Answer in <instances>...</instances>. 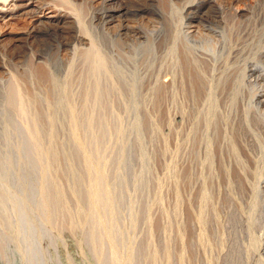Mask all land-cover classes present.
<instances>
[{"label":"rangeland","instance_id":"1","mask_svg":"<svg viewBox=\"0 0 264 264\" xmlns=\"http://www.w3.org/2000/svg\"><path fill=\"white\" fill-rule=\"evenodd\" d=\"M82 1L85 0L78 1L81 4L79 11L87 25L89 20H93L91 18H97L103 6L100 5L99 0H94L91 4ZM184 1L186 0H175V3L171 5L166 0H133V4L123 1L122 12L126 11L125 14L123 13V19L126 20L123 24L127 23L135 27L138 24L147 26L146 29L140 28L143 32L155 28V32L159 34L158 42L146 43V46L138 44L141 46L139 47L132 41L136 36L134 31L128 34L130 39L134 34L131 40L129 38L125 40L122 37L125 41L121 38L114 41L115 33L112 35V32L117 31L115 30L117 26L109 30L111 34L108 32L109 38L113 36V40L109 39L111 42L106 38L100 39L101 41L96 40L95 48L92 45H86L88 48L82 45H77V47L75 34L72 32L74 30H69V28L51 33L48 38H40V41L30 46L31 49L27 46L30 51L27 53H23L26 50L20 47L17 50L20 51L19 54L17 52L14 54L15 50L12 47V53L10 50L7 52L3 46L8 42L6 41L8 38L1 41L0 53H5V55H2L3 58L0 60L1 63L4 60L7 64L3 63L4 70L10 71L13 78L15 76L16 82L13 83V88L16 93L14 92L11 115L13 121V211L11 249L9 250L12 257L8 262L0 254V264H235L236 257H241L238 261H245L239 262L240 264H264V248L260 247L255 250L254 246L253 249L250 247L252 243L255 244L253 240L255 241V238L263 232L260 225L264 223V214L261 215L263 217L261 219L262 217L258 216L260 215L258 214L259 209L254 212L257 207L254 211L251 210L255 200L253 201L250 192L251 186L247 184L252 182L249 179H252L255 167L262 166L260 164L264 163L262 158L264 153L262 156L259 155L262 148L259 150L258 145L257 149L255 147L239 149L241 158L244 160L246 157L245 170L246 166L249 167L244 175L239 167L242 164L239 158L237 159V152L233 150L234 146L232 147L233 142L238 138L234 139V133L231 134L233 139L229 136V131L224 130L223 122L218 120L219 113H215L218 110H223L220 114L230 110L232 101L229 97L234 88V82L230 81L233 74L230 72L235 73V67H232V70L228 66L230 63L235 66L233 56L236 51H233L241 49L247 43L254 42V38L258 35L256 32L259 33L260 29L264 30V14H259L258 20L256 17V20L240 18L235 23H232L233 20L230 21V18L229 21L225 19L227 22L221 18V23L217 20L219 17H213L215 13L212 10L205 13L203 16L205 22H202L213 28L216 22L221 24L223 31L227 32L226 37L228 35L231 39L230 46H233H231L232 57L230 55L227 60L230 62H217L221 70L223 67L226 68L221 71L217 67L220 75L215 73L219 72L218 69L210 74L208 69H211V64L209 65L208 60L206 61L209 58L207 55L199 53L200 56L197 55L199 56L197 58L195 57L196 51L191 55L187 47L181 45L176 47L174 44L171 45V39L169 40L175 31V25L180 23L178 21L183 11H179L178 7ZM228 1L225 0L223 4L229 3ZM242 1L252 3L254 0ZM125 3H127L126 6ZM243 5L244 2L241 1L233 3L235 9H241ZM45 12L46 16L48 10ZM95 19L93 25L97 22ZM6 20L8 21L9 18L0 19V31L9 34L8 36L21 33L28 25L27 20L23 18L10 20L8 23ZM184 20L183 18V22ZM218 27L214 29L222 30L221 26ZM76 30L80 32L81 28L78 27ZM251 38L254 39L253 42H249ZM59 45L62 50L60 49V54H58L60 59L57 62L55 51ZM175 47L178 48V54L173 52L176 50ZM96 54L105 57L103 67L96 64L98 62L95 58ZM47 58H51L50 61H52L49 67L47 65L49 62L46 64L45 60ZM107 62L110 63L107 66L110 70L106 67ZM118 62H122L123 65L119 66ZM115 67H120V69ZM122 68L128 75L125 78H123L124 70L122 74L120 73ZM100 70L102 73L108 72L103 73L106 78ZM115 71H119V74L117 75ZM222 74L227 78L217 79ZM230 82H233V85ZM214 97L217 98L218 107L212 101ZM215 107L218 110L214 112L211 108L215 109ZM211 113L217 115L216 119L214 116L212 119L209 118ZM213 118L216 122H213ZM208 119H211V123L207 125L209 133L205 134L204 129H207L205 123L209 121ZM236 142L238 144L239 140ZM239 147L242 148V146ZM173 151L177 153L175 162L178 161V163L176 164L179 167L185 164L183 167L188 165L187 168H189L186 179L184 176L180 178L181 180L179 179V187L181 186L179 192H182L178 196L172 191L174 190V179L172 178L171 160L175 155ZM209 151L213 152L214 156L216 155L213 160L214 164L209 163L210 168L207 166L209 165L207 164L208 159L206 160V157H209ZM235 157L236 159H233ZM227 161H231L230 172L233 170L234 174L233 176L230 173L232 177L236 180L239 177V181L233 183L236 186L226 183L228 178L223 172L225 166L222 164L223 162L227 164ZM202 162L205 164H201ZM201 168L204 170L203 174H201ZM180 170L182 174L183 171ZM203 175L205 177L202 178ZM91 191H94L92 193L94 197H91ZM230 191L236 192L234 196L237 202L232 200V204L236 203L232 208L235 209L233 213L240 212L237 213L240 221L238 227L242 229L239 233V229L237 231L239 235L237 242L241 241L240 244H243L238 248L239 250L237 249L239 253L242 248L239 254L236 253L237 256L230 252L236 249L232 248L233 246L230 247L234 244L230 238L231 235L228 236V232L219 229L226 228L227 221L225 217H221L223 209L220 206L232 199ZM179 196L181 197L178 199ZM234 196L233 199H235ZM180 199L181 201H178ZM201 211L205 216L201 215ZM214 212L219 213L220 218L217 215L215 217ZM242 214L243 220L240 216ZM248 215L251 216L248 217ZM204 218L206 221L201 220ZM247 218L255 219V221L251 220L252 225L248 224L250 227L245 225L246 232L244 224H247ZM219 219L225 220V224ZM201 221L205 224L200 223ZM221 224L224 226L222 227ZM203 225H206L205 228ZM175 226H178L177 229L179 226L183 229L184 240L179 239V234L176 235L180 228L177 230ZM221 231L227 234L226 236L224 233L227 240L221 236ZM202 233L206 235L201 237ZM250 234L251 236L255 234L256 237L253 239ZM221 237L225 240L222 246L224 248H221L222 243H218ZM222 239L220 240L224 241Z\"/></svg>","mask_w":264,"mask_h":264},{"label":"bare ground","instance_id":"2","mask_svg":"<svg viewBox=\"0 0 264 264\" xmlns=\"http://www.w3.org/2000/svg\"><path fill=\"white\" fill-rule=\"evenodd\" d=\"M79 0H0V19H5V18H9V20L6 22L8 23L10 20H13V19H25L27 20L28 22V25L26 26V29H24L21 33L19 34H16V35H12V36H8L9 34L3 32L2 30L0 31V43L3 39H7L6 41H8L6 44H4L3 48L5 49V51L8 52V50L11 51V47L15 50L13 53L15 54L16 52H20V51H17L20 47V49H25L26 52H23V53H27L29 50L27 49V46H31L34 42L36 41H40V38H48L50 37L51 33H54V32H57V31H62V30H65L66 28H69L74 30L72 31L74 34H75V45H82V46H86V45H92V47L95 48V44L97 43L96 40H100V39H112L113 36H111L112 38H109V35L111 34L109 30H111L112 28L114 29L116 26L117 30L116 32H112V35L114 34V38L116 41L118 38L120 39H123L122 37H124V39L126 38H129L130 36L128 35L129 32H135V35L133 37V35H131L133 37V42L134 43H137V46L141 47L140 45L138 44H142V46H144L143 44H145L146 46V43H149V44H154L156 41L158 42V38H159V34H157L155 32V28L154 30L150 29V30H145L144 32L140 29V28H145L147 26H142V25H139L138 26H130L128 25L127 23L123 24L124 20L123 19L124 15L123 13L125 14V12H122V8H123V1H126V2H132L133 0H99L101 3L100 5L103 6L101 12L99 13V15L97 16V18H91L93 20H89V23L86 25L84 23V19H82L83 17H81L80 15V11H79V6L82 4L81 1L80 3L78 2ZM167 3L169 2V4H174L175 3V0H166ZM225 0H186L184 2H182L181 5H179L178 9L179 11H183V15L181 14V19L180 21H178V25H175V31L171 34V37L169 38V40L171 39V45L174 44V46L176 45V47L178 46H183V47H187L192 55L193 52L196 51V56L195 57H199L200 54L202 55H207L209 58H210V61H212V63H209V58L206 59V61L208 60V64L210 65L211 64V67L209 65H207L208 67H210L211 69H208L210 71V74L211 73H214L219 67L220 64L217 65V62L219 61H222L223 63L224 62H230V61H227L231 55L232 57V48L230 46V43H231V39H229L228 35L226 37V31L224 32L223 29H222V25L218 24V22H216L217 24H213L215 25L214 28H217L218 25L220 28L221 26V29L220 31H217L216 29H214L213 27H211L210 25H206L204 24L203 22V16H205V13H207L208 11L212 10V12L215 13V15L213 17H219V19H217L218 21H221L222 23V20L221 18H223L224 20L226 19L227 21H232V23L236 20H240V18L246 20L247 19H251V20H254L255 17L257 19V16L261 13L264 14V0H254L252 3H249V2H246V1H242V0H227L229 3H226L228 4V6H224L226 4H223ZM244 2V5L241 9H235L234 6H233V3L236 4V2ZM83 2V1H82ZM84 2H87L89 4H91L92 2H94V0H85ZM83 2V3H84ZM141 3V2H140ZM177 3V2H176ZM127 3H125V6H126ZM133 4V2H132ZM167 5V4H166ZM146 7V6H145ZM131 8V7H130ZM100 9V8H99ZM127 9V7H126ZM132 9V8H131ZM136 9V8H135ZM177 9V8H176ZM48 10V14L45 16V11ZM149 13V12H148ZM98 14V13H97ZM137 14H138V11H137ZM217 14V15H216ZM254 14V15H253ZM262 14V15H263ZM247 15H250V16H247ZM253 15V16H252ZM95 16V15H94ZM134 16V15H133ZM142 16V15H141ZM138 17V16H137ZM143 17V16H142ZM261 17V16H260ZM169 18V17H168ZM183 18L185 19L183 22ZM230 18V19H229ZM97 21L96 24L93 25V21ZM143 19V18H142ZM150 19V18H149ZM229 19V20H228ZM255 19V20H256ZM216 20V21H217ZM223 20V22H224ZM225 20V21H226ZM249 20V21H251ZM258 20V19H257ZM126 21V20H125ZM203 21V22H202ZM226 21V22H227ZM243 22V20H241ZM247 21V22H249ZM142 22V21H141ZM149 22V20H148ZM225 22V23H226ZM238 22V21H237ZM252 22V21H251ZM264 22V21H263ZM144 23V22H143ZM241 23V22H240ZM245 23V22H244ZM254 23V22H253ZM86 26H85V25ZM243 24V23H242ZM247 24H250V23H247ZM251 25V24H250ZM153 26V25H152ZM80 27L81 28V33L77 30L76 28ZM244 27V26H243ZM135 28H138L139 30L136 31ZM264 28V27H263ZM146 29V28H145ZM88 30V32H87ZM263 30V29H262ZM148 31V32H147ZM264 31V30H263ZM261 31L260 29V32L256 34L257 37H255L254 39L251 38V40H249V42H254L253 43H247L245 44L241 49H238V50H234L233 52L236 51V53H234V62H235V66L233 64V66L231 65V63L229 64L230 66H228L229 68H231L233 70L232 67H235L234 71L235 73H231L230 74H233L232 75V80L230 81H233L234 82V85H233V89L231 90V93H230V96L229 99L232 101L231 103V107H230V110H227L226 112H222V116L220 114L221 111H219L218 109V112H215L217 111L216 108L218 107V104H216L218 101H217V98L214 97V101L215 102V106L217 105V107H215V109L211 108L215 113H219V118L218 120H221V122H223V125H224V130H228L230 134L229 136L232 137L233 133H234V139L237 137L239 140V143L237 144V140L235 139V144L233 142L232 144V147L235 148L233 150H236V154H237V159L239 158V162H241V166L240 169H241V172L244 173L245 175V171L247 172V168L249 169L248 166H246V170H245V158L243 160V158H241V154H240V151L242 149H246V148H251V147H255L258 145L259 150L262 148V151L260 150L259 152V155H263L264 153V32ZM110 34H109V33ZM133 32V33H134ZM223 32V33H222ZM253 32V31H252ZM159 33V32H158ZM233 33V32H232ZM243 34V33H242ZM252 34V33H251ZM54 35V34H53ZM167 35V34H166ZM169 36V35H168ZM167 36V37H168ZM108 37V38H107ZM131 37V39H132ZM162 37V36H161ZM237 37V36H236ZM135 38V39H134ZM233 38V37H232ZM105 39V40H106ZM118 39V40H119ZM123 39V40H124ZM125 39V40H126ZM130 39V38H129ZM130 39V40H131ZM143 39V40H141ZM45 40V39H44ZM95 40V41H94ZM109 40V41H110ZM113 40V39H112ZM111 40V41H112ZM117 40V41H118ZM124 40V41H125ZM160 40V39H159ZM42 41V40H41ZM101 41V40H100ZM110 41V42H111ZM113 41V42H114ZM142 41V42H141ZM145 41V42H143ZM45 42V41H44ZM94 42V43H93ZM122 42V41H120ZM101 43V42H99ZM104 43V41H103ZM107 43V42H105ZM118 43V42H117ZM126 43V42H125ZM133 43V44H134ZM42 44V43H41ZM44 44V43H43ZM109 44V42H108ZM107 44V46H108ZM111 44V43H110ZM121 44V43H120ZM148 44V46H149ZM3 45V44H2ZM101 45V44H99ZM119 45V44H118ZM239 45V44H238ZM243 45V43H242ZM103 46V44H102ZM107 46H105L107 48ZM122 46V45H121ZM152 46V45H151ZM57 47V46H56ZM78 47V46H77ZM87 47V46H86ZM99 47V46H98ZM175 47V49H176ZM182 47V48H183ZM233 47V46H232ZM241 47V46H240ZM16 48V49H15ZM66 48V47H65ZM64 48V50H65ZM88 48V47H87ZM97 48V47H96ZM102 48V47H100ZM173 48V47H172ZM198 48V50H196ZM31 49V47L29 48ZM60 49H61V45H59L56 49V53H55V57L56 59L58 60L57 62H59V56L58 54H60ZM93 49V48H92ZM103 49V48H102ZM144 49V48H143ZM188 49H185V50H188ZM232 49V50H231ZM3 50V49H2ZM24 50V51H25ZM62 50V49H61ZM63 50V51H64ZM94 50V49H93ZM97 50V49H95ZM154 50V49H153ZM184 50V52H185ZM4 51V50H3ZM4 51V52H5ZM75 51V50H74ZM83 51V50H82ZM98 51V50H97ZM140 51V50H139ZM201 51V52H199ZM6 52V54H7ZM30 52V51H29ZM94 52V51H93ZM96 52V51H95ZM102 52V50H101ZM100 52V53H101ZM105 52V51H104ZM107 52V51H106ZM172 52V51H171ZM174 53H177L178 52V48L176 50L173 51ZM12 53V51H11ZM22 53V51H21ZM22 53V55H23ZM86 53V52H85ZM183 53V52H182ZM187 53V52H186ZM200 53V54H199ZM19 54V53H18ZM88 54V52H87ZM104 54V53H102ZM178 54V53H177ZM185 54V53H184ZM5 55V53L1 54L0 53V59L3 58V56ZM26 56V54H24ZM33 52H32V57H33ZM91 55V54H90ZM101 55V54H100ZM98 54H96V57L98 62L96 64H99V67H103L104 66V58L102 57V55L100 56ZM105 55V54H104ZM124 55V54H123ZM122 55V56H123ZM187 55V54H186ZM189 55V54H188ZM199 55V56H197ZM201 55V56H202ZM87 56V55H86ZM112 56V55H110ZM125 56V55H124ZM148 56V55H147ZM162 56V55H161ZM170 56V55H169ZM203 57V56H202ZM7 58V57H6ZM38 58V57H37ZM46 58V57H45ZM90 58V57H89ZM110 58V57H108ZM149 58V57H148ZM164 58V57H163ZM186 58V57H185ZM193 58V56H192ZM206 58V56H205ZM5 59V58H4ZM54 59V58H53ZM91 59V58H90ZM152 59V58H151ZM165 59V58H164ZM196 59V58H194ZM47 62L46 64L48 65L49 67V64H51L50 61L51 58H47L45 59ZM106 60V59H105ZM114 60V59H113ZM174 60V59H173ZM189 60V59H188ZM201 60V59H200ZM6 61V60H5ZM107 61V60H106ZM105 61V62H106ZM121 61V60H120ZM123 61V60H122ZM165 61V60H164ZM172 61V60H171ZM181 61V60H180ZM43 62V61H42ZM108 62L109 59H108ZM107 62V63H108ZM117 62V61H116ZM124 62V61H123ZM163 62V61H162ZM196 62V60H195ZM205 62V61H204ZM7 65L4 60L3 62L1 63V60H0V254L3 255V257L5 258V260H9L11 259L10 257L11 256V252L9 250V248L11 249V234H12V220H11V216H12V211H13V205H12V196H13V189H12V166H13V161H12V155H13V142H12V118H11V115H12V105H13V102H14V84L16 82L15 80V76L13 78V75L10 73V71H5L4 70V64ZM11 63V62H10ZM95 63V62H94ZM112 63V62H111ZM119 63V62H118ZM126 63V61L124 62ZM198 63V62H197ZM206 63V62H205ZM222 63V64H223ZM227 63V64H228ZM53 64V63H52ZM110 63H108L106 65V67L109 65ZM121 66L122 62L119 63ZM171 64V63H170ZM200 64V63H199ZM226 64V63H225ZM226 64V65H227ZM123 65V64H122ZM172 65V64H171ZM190 65V64H189ZM204 65V64H203ZM96 66V65H95ZM94 66V67H95ZM112 66V65H111ZM117 66V65H116ZM133 66V65H132ZM153 66V65H152ZM177 66V65H176ZM198 66V65H197ZM93 67V66H92ZM126 67V66H125ZM131 67V65H130ZM134 67V66H133ZM167 67V66H166ZM203 67V66H202ZM207 67V68H208ZM223 67V66H222ZM53 68V66H52ZM56 68V67H54ZM58 68V67H57ZM98 68V66H97ZM108 69L110 67H107ZM105 68V69H107ZM116 68V67H115ZM118 68V67H117ZM116 68V69H117ZM159 68V67H158ZM173 68V67H172ZM199 68V67H198ZM205 68V67H204ZM220 68V67H219ZM226 68V67H225ZM223 67V69H225ZM96 69V67H95ZM107 69V70H108ZM120 69V67L118 68ZM127 69H130V68H127ZM135 69V68H134ZM161 69V68H160ZM159 69V70H160ZM174 69V68H173ZM196 69V68H195ZM201 69V68H200ZM222 69V70H223ZM54 70V69H53ZM110 70V69H109ZM122 70H124L123 72V78H125L126 76H128L127 74H125V69H121L120 73L122 74ZM179 70V69H178ZM219 70V69H218ZM221 70V68H220ZM220 70L219 72H215V73H220ZM221 70V71H222ZM229 71V69H227ZM225 70V71H227ZM24 71V70H23ZM27 71V70H25ZM24 71V72H25ZM94 71V70H93ZM92 71V72H93ZM129 71V70H128ZM191 71V70H190ZM13 72V71H12ZM67 72V71H66ZM100 72L102 73V71L100 70ZM172 72V71H171ZM199 72V71H198ZM205 72V71H204ZM15 73V72H14ZM13 73V74H14ZM28 73H29V70H28ZM104 73V72H103ZM102 73V74H103ZM105 73H108L105 71ZM104 73V74H105ZM112 74V72H109ZM117 75L119 74V71L116 72ZM114 73V74H115ZM132 73V72H131ZM135 73V72H134ZM158 73V71H157ZM196 73V72H195ZM224 73V72H223ZM226 73V72H225ZM224 73V74H225ZM229 73V72H227ZM97 74V73H95ZM99 74V73H98ZM103 74V75H104ZM113 74V75H114ZM149 74V73H148ZM156 74V73H155ZM159 74V73H158ZM167 74V73H166ZM221 74V73H220ZM219 74V75H220ZM58 75V74H57ZM134 75V74H133ZM152 75V74H151ZM229 76V74H227ZM106 75H104L105 77ZM115 76V75H114ZM130 76V75H129ZM139 76V75H137ZM135 76V77H137ZM205 76V74H204ZM18 77V76H17ZM102 77V76H101ZM118 77V76H117ZM120 77V76H119ZM172 77V75H171ZM213 77V76H212ZM220 77H223V79L227 78L226 76H224L222 74V76H219L217 79H219ZM106 78V77H105ZM140 78V77H139ZM147 78V77H146ZM229 78V77H228ZM231 78V77H230ZM93 79V78H92ZM96 79V78H95ZM122 79V78H121ZM138 79V78H137ZM190 79V78H189ZM208 79V78H206ZM104 80V79H103ZM112 80V79H111ZM120 80V79H119ZM136 80V79H135ZM126 81V80H125ZM132 82V80H130ZM218 81V80H217ZM216 81V82H217ZM20 82V81H19ZM183 82V81H182ZM202 82V81H200ZM223 82V81H222ZM14 83V84H13ZM95 83V82H94ZM93 83V84H94ZM103 83V82H102ZM128 83V82H127ZM136 83V82H135ZM156 83V82H155ZM189 83V82H188ZM17 84V83H16ZM19 84V83H18ZM96 84V83H95ZM205 84V83H204ZM214 84V83H213ZM218 84V82L216 83ZM215 84V86H216ZM102 85V84H101ZM104 85V83H103ZM221 85V84H220ZM219 85V86H220ZM231 85V86H232ZM20 86V85H19ZM132 86V85H131ZM134 86V85H133ZM155 86V85H154ZM100 87V86H99ZM98 87V88H99ZM116 87V86H115ZM118 87V86H117ZM130 87V85H129ZM217 87V86H216ZM144 88V87H143ZM218 88V87H217ZM102 89V87L100 88ZM181 89V88H180ZM212 89V88H211ZM96 90V88H95ZM206 90V89H205ZM210 90V89H209ZM216 90V89H214ZM221 90V89H220ZM150 91V90H149ZM218 91V90H217ZM226 91V90H225ZM208 92V91H207ZM206 92V93H207ZM211 92V90H210ZM16 93V92H15ZM205 93V92H204ZM212 96V93L210 94ZM213 95H215L213 93ZM221 95V94H220ZM205 96V95H204ZM18 97V96H17ZM209 97V96H208ZM21 98V97H20ZM225 98V97H224ZM228 98V97H227ZM212 99V98H211ZM226 99V98H225ZM21 100V99H20ZM18 101V100H17ZM226 101V100H225ZM224 101V102H225ZM230 101V102H231ZM21 102V101H20ZM23 102V101H22ZM157 102V101H156ZM188 103V102H187ZM205 103V102H204ZM20 104V103H19ZM22 104V103H21ZM157 104V103H156ZM224 105V104H223ZM190 106V105H189ZM212 106V105H211ZM210 106V107H211ZM230 106V105H229ZM156 107V106H155ZM22 108V107H20ZM180 108V107H179ZM208 109V108H207ZM209 109V110H211ZM20 110V109H19ZM176 110V109H175ZM179 110V109H178ZM199 110V109H198ZM184 111V110H182ZM225 111V109H224ZM202 112V111H201ZM210 112V111H209ZM180 113V112H179ZM232 113V114H231ZM73 114V113H72ZM208 114V113H207ZM198 116V115H197ZM208 116V115H207ZM206 116V118H208ZM217 117V115H214L213 113H211V116L209 118L212 119V117ZM202 117V116H201ZM72 118H74V116H72ZM174 118H172L173 120ZM211 119H208L209 121H206V128H207V125L208 123H211L210 120ZM214 119V118H213ZM215 119L213 120V122H216ZM205 120V118L203 119ZM162 121V120H161ZM168 122V121H167ZM170 122V121H169ZM197 122V121H196ZM202 122V121H201ZM219 122V121H218ZM174 123V122H172ZM175 124V123H174ZM217 124V123H216ZM195 125V124H194ZM163 126V125H162ZM219 126V125H218ZM179 127V126H178ZM177 127V128H178ZM214 127V126H212ZM211 127V128H212ZM220 127V126H219ZM218 127V128H219ZM176 128V129H177ZM197 128V126H196ZM179 129V128H178ZM204 129V128H202ZM170 130V129H169ZM183 130V129H182ZM207 129H204L205 131V134H208L209 132L207 131ZM213 130V129H212ZM215 130V129H214ZM217 130V129H216ZM14 131V130H13ZM75 132V130H73ZM208 132V133H207ZM221 132V131H220ZM224 132V131H223ZM212 133V132H211ZM217 134V133H216ZM219 134V133H218ZM232 134V135H231ZM73 135V134H72ZM176 135V134H175ZM197 135V134H196ZM204 135V134H203ZM206 136V135H205ZM228 136V137H229ZM75 138L77 137L76 135L74 136ZM72 136V138H74ZM187 137V136H186ZM193 137V136H192ZM196 137V136H195ZM207 137V136H206ZM205 137V138H206ZM215 137V136H214ZM227 138V136H225ZM230 137V138H231ZM225 138V139H226ZM229 138V139H230ZM53 139V138H51ZM233 139V137H232ZM177 140V139H176ZM182 143V142H181ZM186 144V143H185ZM211 144L213 145V143L211 142ZM210 144V145H211ZM182 145V144H181ZM209 145V146H210ZM179 146V145H178ZM187 146V145H186ZM199 146V145H198ZM218 146V144L216 145V147ZM220 146V145H219ZM227 146V145H225ZM239 146H242V148H240ZM191 147V146H190ZM189 147V148H190ZM201 147V146H199ZM211 147V146H210ZM209 147V148H210ZM231 147V146H229ZM16 148V147H15ZM208 148V149H209ZM180 149V148H178ZM178 149H177V152H178ZM203 149V148H202ZM211 149V148H210ZM213 149V148H212ZM239 149H241L239 151ZM257 149V148H256ZM255 149V150H256ZM175 152V151H173ZM244 152V151H243ZM251 152V151H250ZM253 152V151H252ZM184 153V152H183ZM207 153V152H206ZM210 153V154H209ZM209 157H206V160L208 159V163H211V164H214L213 163V160H214V156L213 155V152L209 151ZM215 153V152H214ZM223 153V152H222ZM227 153V152H226ZM176 152H175V155L174 158H172L171 160V166H172V178L174 179L173 183H174V191L175 194L178 196V194H180V191L181 190V186L179 187V179L182 178L184 176V178L186 177V174H187V171L189 168L188 165H186L187 167H183V166H178V161L175 162V159L177 160L176 158ZM187 154V153H186ZM198 154V153H197ZM229 154V153H228ZM235 154V155H236ZM250 154V153H249ZM189 155V153H188ZM233 156H235L234 154H232ZM245 155V154H244ZM258 155V156H259ZM206 156H208L206 154ZM181 158H183V156H179ZM220 157H222V155L220 154ZM180 158V159H181ZM189 158V157H188ZM199 158V157H198ZM230 159H232V157H229ZM252 158V157H251ZM254 158V157H253ZM259 159V157H256ZM261 158V157H260ZM264 159V157H262ZM178 159V160H180ZM195 159V158H194ZM233 159H236L233 158ZM188 160V159H187ZM251 160V159H250ZM257 160V159H256ZM185 161V160H184ZM253 161V160H252ZM258 161V160H257ZM264 161V160H263ZM188 162V161H187ZM186 162V163H187ZM231 161H227V164H225L223 162V166H225V168L222 166L221 168L223 169V172H225V175H227V182L226 183H231L232 186H234L235 182H238L239 181V175H241V173L239 172V175L236 176L238 177L237 180L234 179L232 177V172L231 169V164H230ZM245 162V163H244ZM260 162L262 163V159L260 160ZM183 163V162H182ZM257 163V162H256ZM191 164V163H190ZM193 164V163H192ZM201 164H205V163H201ZM225 164V165H224ZM233 164V163H232ZM258 164V163H257ZM180 165V163H179ZM262 166H258V167H255V170L253 172V177L250 176V178L252 177V179H249L250 181L252 180V182H249L250 183H247L249 184V187H250V192H251V195L253 196V205L254 206H251V210L254 211V209L257 207V209H255L254 212H257L258 209H259V213L260 215L259 218H261L264 214V171H263V164H260ZM192 166V165H191ZM197 166V165H196ZM209 166L210 168V164L207 165ZM213 166V165H212ZM234 166V165H232ZM183 167V168H182ZM202 167V166H201ZM220 167V166H219ZM217 167V168H219ZM236 167V166H235ZM187 168V170H186ZM193 168V167H192ZM182 169V174H181V170ZM191 170V169H190ZM212 170V168H211ZM237 170V169H236ZM198 171V170H197ZM201 171V174L202 171H204L202 168L200 169ZM240 171V170H239ZM184 173V174H183ZM206 173V172H205ZM232 173V174H230ZM235 173H238V172H235ZM252 173V172H251ZM251 173H248L251 175ZM208 174V173H207ZM243 175V176H244ZM200 176V174H199ZM234 176V174H233ZM242 176V178H243ZM249 176V175H248ZM201 177V176H200ZM205 177V175L202 176V178ZM207 177V176H206ZM226 177V176H225ZM189 178V177H188ZM194 178V177H193ZM215 178V177H214ZM186 179V178H185ZM211 179V178H209ZM208 179V180H209ZM241 179V178H240ZM181 180V179H180ZM195 180V179H194ZM203 180V179H201ZM217 180V179H216ZM247 180V178H246ZM186 181V180H185ZM189 181V180H188ZM192 181V180H191ZM210 181V180H209ZM212 181H215L214 179H212ZM218 181V180H217ZM223 181V180H222ZM225 181V180H224ZM229 181V182H228ZM247 181V182H248ZM208 182V181H207ZM245 182V181H244ZM206 183V181H205ZM224 183V182H223ZM207 184V183H206ZM214 184V183H213ZM220 184V183H219ZM239 184V183H238ZM209 185V184H208ZM218 185V184H217ZM184 186V185H182ZM231 186V187H232ZM236 186V185H235ZM209 187V186H208ZM211 187V186H210ZM227 187V186H226ZM240 187V186H239ZM217 188V187H215ZM224 188V186H223ZM234 188V187H233ZM241 188V187H240ZM246 188V187H245ZM183 189V188H182ZM190 189V188H189ZM207 189V188H206ZM204 189L205 191H208ZM243 189V188H242ZM241 189V190H242ZM94 190V189H92ZM213 190V189H212ZM223 190V189H222ZM230 190V189H228ZM95 191V190H94ZM93 191V192H94ZM204 191V192H205ZM209 191H210V188H209ZM218 193H219V189L217 190ZM224 191V190H223ZM233 191V190H232ZM247 191V190H246ZM245 191V192H246ZM92 191L90 192V195L91 197H94L92 196ZM211 192V191H210ZM214 192V191H213ZM226 192V191H224ZM231 192V191H230ZM228 192V194L230 193ZM248 192V191H247ZM249 192V193H250ZM186 193V192H185ZM192 193V192H191ZM209 193V192H208ZM227 193V192H226ZM225 193V194H226ZM232 193V192H231ZM237 193H238V190H237ZM241 193V192H240ZM239 193V194H240ZM243 193V192H242ZM184 194V193H183ZM204 194V193H203ZM207 194V193H206ZM235 193H232L230 194V197L232 195V199L229 200V201H225V203L221 204L220 208L222 207L223 209V214H222V210H221V214L222 216L221 217H225L226 218V221L225 220H220V222H226L227 224L225 225L226 228L224 229H221L219 228L220 230H224L226 232H228L227 234H229L228 236H230V238L232 239V242L234 241V244L233 245H230L233 246L232 248H236L235 250H231L230 252L232 254L235 253H238L237 251L239 250L238 248L241 247V245L243 244H240L239 242H237L238 240V234H237V231L239 229L238 227V223L240 222L237 218V213L239 214L240 212H236L233 213V211L235 210L233 205H235L236 203L232 204V200L236 201V197L234 196ZM181 195V194H180ZM224 195V194H223ZM247 195V194H246ZM245 195V197H246ZM205 197V195H203ZM211 196V195H210ZM229 196V195H228ZM227 196V197H228ZM233 196L235 197V199H233ZM239 196V195H238ZM241 196V195H240ZM181 196L178 197V199L180 198ZM200 197V196H199ZM208 197V196H207ZM219 197V196H218ZM224 197V196H223ZM226 197V196H225ZM226 197V198H227ZM243 197V196H242ZM251 197V196H250ZM175 198H177L175 196ZM206 198V197H205ZM226 198L224 200H226ZM240 198V197H239ZM248 199V197H246ZM184 199V198H183ZM217 199V198H216ZM244 198H242L243 200ZM189 200V199H188ZM214 200V199H213ZM239 200V199H238ZM177 201V200H175ZM174 201V202H175ZM178 201H181L178 200ZM223 201V200H222ZM234 201V202H235ZM208 202V201H207ZM206 202V203H207ZM213 203V201H211ZM218 202V201H217ZM237 202V201H236ZM176 203V202H175ZM246 203V202H245ZM249 203V202H247ZM180 204V203H179ZM182 204V202H181ZM189 204V203H188ZM214 204V203H213ZM178 204H174V206ZM248 205V204H247ZM244 206V205H243ZM212 207V206H211ZM210 207V208H211ZM237 207V206H235ZM176 208V207H175ZM206 208V207H205ZM213 208V207H212ZM219 208V207H218ZM241 208H242V204H241ZM180 209V207L178 208V210ZM204 209V207L202 208ZM209 209V208H208ZM234 209V210H233ZM239 209V208H238ZM245 209V207H244ZM243 209V210H244ZM216 210V209H215ZM237 210V208H236ZM240 210V209H239ZM247 210V209H246ZM245 210V212H246ZM174 212V211H173ZM182 212V211H181ZM216 212V211H215ZM214 212V213H215ZM219 212V211H218ZM242 212V210H241ZM180 213V212H179ZM178 213H176L177 215ZM220 214V215H221ZM249 214V213H248ZM254 214V213H253ZM201 215H204L201 211ZM199 214V217L202 218ZM216 215L218 216L219 213H215V217ZM262 215V216H261ZM205 216V215H204ZM239 216V215H238ZM242 216L241 219L243 220V214L240 215ZM247 216V215H246ZM251 216V215H250ZM248 215V217H250ZM256 216V217H258ZM175 217V215H174ZM198 217V218H199ZM253 217V216H252ZM264 217V216H263ZM263 217L261 219H263ZM218 218H220L218 216ZM224 218V219H225ZM240 218V217H239ZM246 218V217H245ZM258 218V219H259ZM180 219V218H179ZM181 219H182V215H181ZM217 219V218H216ZM223 219V218H221ZM240 219V220H241ZM257 219V220H258ZM172 220V219H171ZM201 220H205L204 219H201ZM247 220V221H246ZM245 221L247 222V224H244L248 226V224L250 223L251 224V218L250 220L247 218ZM255 221V219H253ZM252 220V221H253ZM181 221V220H180ZM195 221V220H194ZM200 221V220H199ZM206 221V220H205ZM244 221V222H245ZM177 222V221H175ZM198 222V221H197ZM224 222V224H225ZM243 222V223H244ZM245 222V223H246ZM202 223V221L200 222ZM204 223V221H203ZM202 223V224H203ZM258 223V222H257ZM261 223V222H260ZM177 224V223H176ZM197 224V223H196ZM205 224V223H204ZM263 225H260L262 226V230L263 232L260 234V236L256 237V236H250L253 238H255V241L253 240V242L255 244L252 243V245L250 246L251 248L254 246L255 250H257L258 248L262 247L264 248V223H262ZM179 225V224H178ZM182 225V224H181ZM252 225V224H251ZM206 226V225H205ZM205 226L203 225V227L205 228ZM221 226L223 227L224 225L221 224ZM219 225V227H221ZM240 226V225H239ZM241 226H242V223H241ZM176 227V226H175ZM178 227V226H177ZM176 227V229H177ZM182 228H185L183 226H181ZM202 227V225H201ZM250 227V225L248 226ZM180 228V226H179ZM178 228V229H179ZM199 228V227H198ZM245 231L247 230V227L245 226ZM177 229V230H178ZM181 229V228H180ZM179 229V230H180ZM216 229V228H214ZM218 229V227H217ZM241 229V227H240ZM240 229L238 231V233L240 232ZM253 229V228H252ZM176 230V231H177ZM178 230V232H176V235L179 234L178 236L180 237L179 239H183V237H185L184 235V231H182L183 229H181L180 231ZM195 230V229H194ZM206 230V229H205ZM242 230V229H241ZM254 230V229H253ZM204 231V230H203ZM230 231V233H229ZM244 231V232H245ZM250 231V230H249ZM248 231V232H249ZM201 232V231H200ZM220 232V231H219ZM217 232L219 235L221 233ZM222 232V231H221ZM242 232V231H241ZM247 232V231H246ZM204 233V232H203ZM201 234L203 236H205L204 234ZM225 232H222V237H225L226 240H227V234L226 236L224 235ZM209 234V233H208ZM215 234V233H214ZM217 234V235H218ZM247 234V233H245ZM218 235V236H219ZM224 235V236H223ZM257 235V234H256ZM178 236L176 238H178ZM208 236V235H207ZM246 236V235H245ZM198 237V236H197ZM222 237L220 239H222ZM249 237V236H248ZM250 237V238H251ZM200 238V237H199ZM212 238V237H211ZM253 238V239H254ZM203 239V238H202ZM219 239L220 242H218L219 244L221 245V248H224L222 247L223 246V243L225 242L224 241H221ZM240 239V237H239ZM209 240V239H208ZM180 242V241H179ZM227 242V241H226ZM231 242V243H232ZM182 243V241H181ZM188 243V242H187ZM205 243V242H204ZM200 244V243H199ZM207 244V243H206ZM218 244V245H219ZM182 245V244H181ZM216 245V244H215ZM217 245V246H218ZM183 246V245H182ZM212 246V245H211ZM199 247V246H198ZM229 247V246H228ZM183 248V247H182ZM186 248V247H185ZM212 248V247H211ZM226 248V247H225ZM195 249V248H194ZM238 249V250H237ZM253 249V248H252ZM197 250V249H196ZM242 250V248H241ZM240 250V252H241ZM185 251V250H184ZM219 251V250H218ZM253 251V250H252ZM182 252V251H181ZM190 252V251H189ZM205 252V251H204ZM208 252V250H207ZM215 252V251H214ZM221 252V250H220ZM239 252V253H240ZM185 253V252H184ZM210 253V252H209ZM212 253V252H211ZM238 253V254H239ZM246 253V252H245ZM256 253V252H255ZM220 254V253H219ZM243 254V253H242ZM183 255V254H182ZM217 255V254H216ZM234 255V257H235ZM214 257V255H212ZM229 256V255H228ZM237 256V255H236ZM251 256V255H250ZM204 257V256H203ZM231 257V256H229ZM233 257V256H232ZM244 258V257H242ZM246 258V256H245ZM248 258V257H247ZM237 261L235 262V264H240L239 262L241 261H244V260H241V261H238L241 259V257L237 258ZM234 259V260H236ZM3 260V259H2ZM217 260V259H216ZM231 260V259H230ZM246 260V259H245ZM6 261V263H7ZM229 261V259H228ZM9 262V261H8ZM233 262V261H232ZM245 262V261H244ZM210 263V262H209ZM213 263V262H212Z\"/></svg>","mask_w":264,"mask_h":264}]
</instances>
